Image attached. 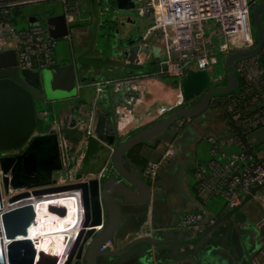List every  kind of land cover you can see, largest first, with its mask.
Listing matches in <instances>:
<instances>
[{
	"label": "water",
	"instance_id": "obj_1",
	"mask_svg": "<svg viewBox=\"0 0 264 264\" xmlns=\"http://www.w3.org/2000/svg\"><path fill=\"white\" fill-rule=\"evenodd\" d=\"M115 2L119 11L133 7L132 0ZM251 15L257 46L226 57L225 85L214 86L206 68H187L180 81L187 105L181 102L152 124L137 126L127 135L118 132L119 110L122 106L129 109L130 94L125 89L131 81L147 75L145 63L161 58L162 51L140 27L132 33L136 21L130 17L125 22L115 19L123 22L113 33L112 54L103 55L100 48L103 58L94 65L92 78H88L90 68L74 61L54 63L36 72L15 67V50L0 52V152H10L0 156V264L20 263L7 249L2 224L6 221L13 232L23 228L28 211L23 204L33 199L46 200L43 205L57 221L68 216L73 200L78 207L77 222L71 228L79 229L68 240L58 264H100L102 259L122 257L138 244L182 242L165 238L153 228L152 237H135L134 231L130 241L118 239L115 249L101 250L115 239L125 208L147 203L155 194L132 161V151L166 132L175 120L203 115L214 96L237 89L234 63L256 53L264 43V0H257ZM88 20L92 21V16ZM29 21H36L31 23L35 25L39 19L32 15ZM45 21L56 40L70 32L64 13L52 14ZM104 22L102 18L94 22L96 41ZM95 97L102 99L101 106L83 107L80 103L82 98L90 101ZM37 104L42 106L40 112ZM132 115L136 118L138 113Z\"/></svg>",
	"mask_w": 264,
	"mask_h": 264
},
{
	"label": "built area",
	"instance_id": "obj_2",
	"mask_svg": "<svg viewBox=\"0 0 264 264\" xmlns=\"http://www.w3.org/2000/svg\"><path fill=\"white\" fill-rule=\"evenodd\" d=\"M42 0H0V52L15 50V67L41 72L55 63L57 40L50 36L48 28L40 24L18 30L12 23L13 13L21 6ZM65 14L77 11V5L63 0ZM138 16H152L144 36H162L161 57L166 55L159 74L183 78L186 69H208L216 62L211 56V33H220L225 39L224 53L249 51L257 46L253 32L252 9L257 0H137ZM214 27V31L211 29ZM155 32L154 36L152 33ZM194 63V65H193ZM239 77L237 89L228 94L214 96L207 111H220L225 121V133L221 137L204 135L209 144L210 158L196 160L193 173L196 179V197L201 205H207L216 197L222 198L231 208L240 207L247 199L255 200L264 210V43L259 51L234 63ZM226 76V74H225ZM221 79V77H220ZM213 80L214 86L225 85ZM181 85V83H180ZM43 117V114H40ZM191 118L175 120L171 129L175 135L181 132ZM158 159L150 160L143 169L144 178L154 192L159 191L158 176L162 165L177 151L174 140L160 143ZM235 147L237 150L227 149ZM73 159V158H72ZM15 193V192H14ZM41 202L46 200L41 199ZM205 211L185 213L180 221L182 230L203 233L215 224ZM264 224V216L257 223ZM153 227L144 224L135 237H152ZM109 240L102 251L115 249ZM252 264H264V244L252 256Z\"/></svg>",
	"mask_w": 264,
	"mask_h": 264
},
{
	"label": "crops",
	"instance_id": "obj_3",
	"mask_svg": "<svg viewBox=\"0 0 264 264\" xmlns=\"http://www.w3.org/2000/svg\"><path fill=\"white\" fill-rule=\"evenodd\" d=\"M61 1L62 13L65 14L64 2ZM69 1L77 5L78 10L65 14L70 32L61 38V43H56L55 63L74 61L77 65H84L91 69L88 78H92L95 74L94 65L103 58L98 41L94 38L95 25L88 20L92 0ZM159 71L131 81L130 86L125 89L130 98L129 109L122 106L119 110L118 132L121 135L129 134L137 126H148L157 119L158 116L148 121L144 113L152 109L150 103L158 100L153 89L159 82V76H162ZM96 72L100 73V68ZM101 101L100 97L90 101L82 98L80 103L83 107L90 104L97 107L101 106ZM133 112L138 113L136 118L133 117ZM203 118L204 114L191 118L177 135H166L158 139V143L148 141L135 149L131 159L144 178L143 169L147 162L160 156L162 140H174L177 146L175 155L160 169L159 191L147 203H132L125 208L126 215L115 239H112L115 242L118 239L130 241L132 237L129 235L132 232L148 224L150 228H157L163 237L177 238L182 242L167 245L138 244L120 258L102 259L105 264H252V256L264 244V224L257 225L264 216L260 205L255 200L247 199L240 207L232 209L223 200L215 202L207 210L206 205H201L196 197V179L193 176L195 162L208 160L198 157V142L204 135L215 134L199 125L205 122ZM201 209L208 217L215 219L214 225L203 233L178 228L185 213Z\"/></svg>",
	"mask_w": 264,
	"mask_h": 264
},
{
	"label": "rangeland",
	"instance_id": "obj_4",
	"mask_svg": "<svg viewBox=\"0 0 264 264\" xmlns=\"http://www.w3.org/2000/svg\"><path fill=\"white\" fill-rule=\"evenodd\" d=\"M259 1V0H258ZM131 9L127 11H119L117 9V5L115 0H92L91 10L88 14L92 16V22L100 20L102 18L105 22L103 27L99 28L97 32V41L99 47L103 50V55L110 56L113 51V33L116 30V26H120L123 21L117 22L115 19H128L129 17L136 21V24L132 27V33L135 34L137 28L140 27L141 32L143 33L146 29L154 23L152 16L149 17H139L137 11L135 10L136 5L138 4L137 0H132ZM62 1L61 0H42L40 2H35L31 4H27L21 6L19 8V12L13 13V21L12 23L16 26L18 30L28 29L31 23H36V21H29V17L32 15H38L41 19L37 24H40L44 28H48L45 18L57 13H62ZM37 20V19H36ZM126 20H124L125 22ZM214 31V27L211 29ZM253 32L256 35L255 28L253 26ZM96 34V33H95ZM155 32L152 33L154 36ZM153 40L156 42L163 43V37L156 36L153 37ZM211 40L213 44V53L211 56L216 58V62L210 63L208 70L210 71L212 80H218L217 83L225 84L227 82L225 76V68L224 62L227 55L224 53L225 50V39L221 36L220 33H211ZM57 42L61 43L62 40L59 39ZM56 51V49H55ZM55 54V53H54ZM55 58V55H54ZM166 59V55H162L161 58L157 59H149L145 63V73L146 74H153L154 71H159L162 67L164 60ZM194 65V63H193ZM221 77V79H220ZM181 78L172 76V75H162L159 76V82L156 87L153 89V94L158 98V100L154 101V103H150V110L144 113L145 118L148 121H151L154 117L158 116L161 117L162 115L166 114L167 112L173 110L174 108L181 105H187V103H183L182 100V89L180 85ZM161 83V84H160ZM195 101H192L194 103ZM152 104V105H151ZM153 106V107H151ZM42 106L37 104V110L40 112ZM157 117V118H158ZM155 119V118H154ZM194 119V118H193ZM205 122L203 124H199L204 130L210 131L214 134L215 137H221L224 134L225 130V121L222 118V114L220 111H206L204 113ZM154 122V121H153ZM199 123V122H198ZM224 129V130H223ZM221 131L220 134L217 132ZM203 133V132H202ZM201 133V134H202ZM223 133V134H222ZM175 134L173 129H168L166 132L160 134L159 136L149 140L151 142H155L158 139L162 138L166 135H173ZM199 145V152L198 157L200 158H210L208 153L209 144L202 138L198 142ZM227 149L237 150L235 147H229ZM264 191V189H263ZM222 202L223 199L216 197L211 200L207 205L206 209L212 207L215 202ZM100 264H105L104 260L100 261Z\"/></svg>",
	"mask_w": 264,
	"mask_h": 264
},
{
	"label": "bare ground",
	"instance_id": "obj_5",
	"mask_svg": "<svg viewBox=\"0 0 264 264\" xmlns=\"http://www.w3.org/2000/svg\"><path fill=\"white\" fill-rule=\"evenodd\" d=\"M62 202L61 200H54ZM35 199L25 202L28 208L24 227L13 232L3 221V233L7 238V249L20 258L19 264H58L69 239L78 231L71 228L77 222V205L70 203L68 216L57 221L51 216L46 204ZM28 247V248H27ZM30 249V251H27ZM11 261V260H10Z\"/></svg>",
	"mask_w": 264,
	"mask_h": 264
},
{
	"label": "trees",
	"instance_id": "obj_6",
	"mask_svg": "<svg viewBox=\"0 0 264 264\" xmlns=\"http://www.w3.org/2000/svg\"><path fill=\"white\" fill-rule=\"evenodd\" d=\"M18 12H19V9L16 11V13H18ZM36 16L38 17V15H36ZM38 19H39V21L41 20L39 17H38ZM194 118H195V117H194ZM156 142L158 143V141H156ZM143 144H144V143H143ZM140 145H142V144H140ZM140 145H139V146H140ZM137 147H138V146H137ZM137 147H136V148H137ZM136 148H135V149H136ZM135 149L132 151L131 155L133 154V152L135 151Z\"/></svg>",
	"mask_w": 264,
	"mask_h": 264
},
{
	"label": "flooded vegetation",
	"instance_id": "obj_7",
	"mask_svg": "<svg viewBox=\"0 0 264 264\" xmlns=\"http://www.w3.org/2000/svg\"><path fill=\"white\" fill-rule=\"evenodd\" d=\"M191 104H192V103H191ZM8 153H10V152H0V156H1V155L8 154Z\"/></svg>",
	"mask_w": 264,
	"mask_h": 264
}]
</instances>
